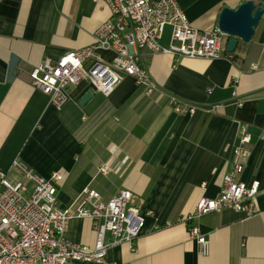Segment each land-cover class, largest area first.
Returning <instances> with one entry per match:
<instances>
[{
	"label": "crops",
	"instance_id": "1",
	"mask_svg": "<svg viewBox=\"0 0 264 264\" xmlns=\"http://www.w3.org/2000/svg\"><path fill=\"white\" fill-rule=\"evenodd\" d=\"M176 1L191 25L208 29L217 25L222 7L244 0ZM254 1L263 12L253 37L238 39L232 52L225 34L218 58L175 60L168 52L143 49V65L159 92L145 93L128 75L108 95L82 81L68 86V100L57 110L31 83V70L45 57L91 44L109 8L101 0H0V172L24 180L15 160L45 178L62 172L55 183L60 208L86 186L105 200L129 189V208L139 209L144 224L134 250L127 242L108 248L113 264H264V0ZM169 38L165 26L159 43L165 47ZM87 90L91 96L81 105ZM169 96L197 109L178 112ZM242 128L250 143L239 179L258 181L255 211L224 209L199 217L208 240L202 254L184 218L200 196L219 194ZM102 162L111 165L106 174L97 171ZM66 236L92 246L90 219H71Z\"/></svg>",
	"mask_w": 264,
	"mask_h": 264
},
{
	"label": "built area",
	"instance_id": "2",
	"mask_svg": "<svg viewBox=\"0 0 264 264\" xmlns=\"http://www.w3.org/2000/svg\"><path fill=\"white\" fill-rule=\"evenodd\" d=\"M101 1L109 8L110 15L95 30L94 41L67 50L56 59L45 57L30 72L31 83L48 95L49 103L57 110L68 100V86L82 81L88 82L92 90L108 95L121 76L128 75L145 93L159 92L143 65L140 53L143 49L168 52L175 60L224 55V34L217 25L208 29L194 27L176 0ZM165 26L170 27V38L164 47L159 42ZM98 50H108L113 56L105 58ZM169 103L178 112L194 113L197 109L175 96H169ZM249 143L250 134L242 128L238 144L233 148L232 166L222 176L219 194L200 196L184 218L189 237L195 239L202 254L208 251V240L197 223L199 217L224 209L243 215L255 211L258 181L246 184L239 179L248 158ZM116 150L117 147H112L111 153ZM126 159L122 158L121 163ZM13 167L22 173L24 180L12 182L7 173L0 172V264H75L76 261L113 264L107 260L109 247L127 242L134 250L144 218L139 209L129 208L132 196L129 189L122 188L105 200L96 189L86 186L69 206L60 208L55 183L63 179L62 172L54 171L45 178L18 160L13 162ZM110 170L111 165L106 162L97 166L102 174ZM73 218L90 219L95 232L92 246L66 236L67 224Z\"/></svg>",
	"mask_w": 264,
	"mask_h": 264
},
{
	"label": "water",
	"instance_id": "3",
	"mask_svg": "<svg viewBox=\"0 0 264 264\" xmlns=\"http://www.w3.org/2000/svg\"><path fill=\"white\" fill-rule=\"evenodd\" d=\"M263 8L254 0H244L236 8L224 6L221 8L217 27L229 38L226 44V50L232 52L238 39L249 41L255 32ZM130 51L131 48H130ZM91 96V91L87 90L81 97L82 105Z\"/></svg>",
	"mask_w": 264,
	"mask_h": 264
},
{
	"label": "rangeland",
	"instance_id": "4",
	"mask_svg": "<svg viewBox=\"0 0 264 264\" xmlns=\"http://www.w3.org/2000/svg\"><path fill=\"white\" fill-rule=\"evenodd\" d=\"M9 178V177H8ZM10 179V178H9ZM11 180V179H10ZM12 182H14V180H11Z\"/></svg>",
	"mask_w": 264,
	"mask_h": 264
}]
</instances>
